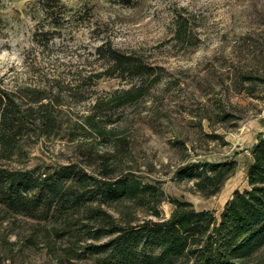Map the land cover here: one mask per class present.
<instances>
[{"label":"rangeland","instance_id":"rangeland-1","mask_svg":"<svg viewBox=\"0 0 264 264\" xmlns=\"http://www.w3.org/2000/svg\"><path fill=\"white\" fill-rule=\"evenodd\" d=\"M45 1L0 0V93L28 122L14 147L0 141V166L131 173L220 219L264 137V0ZM232 159L215 195L177 178ZM158 207L170 217L174 205ZM109 210L124 224L157 218L131 202ZM81 215L0 209V264H100L88 244L108 238H89Z\"/></svg>","mask_w":264,"mask_h":264},{"label":"trees","instance_id":"trees-1","mask_svg":"<svg viewBox=\"0 0 264 264\" xmlns=\"http://www.w3.org/2000/svg\"><path fill=\"white\" fill-rule=\"evenodd\" d=\"M121 1L133 5V0ZM113 59L117 65L129 62L118 52ZM17 107L9 94L0 93V141L5 146L14 147L28 126ZM252 154L248 186L235 190L220 219L213 210L168 197L160 182H145L131 173L100 178L76 164L51 171L0 166V209L43 221L82 212L84 233L97 241L108 238L88 244L100 264H264V137ZM237 169L234 159L192 163L180 168L177 178L194 180L210 196ZM167 199L174 208L170 217H162L158 206ZM118 202H131L157 218L124 224L109 210Z\"/></svg>","mask_w":264,"mask_h":264}]
</instances>
